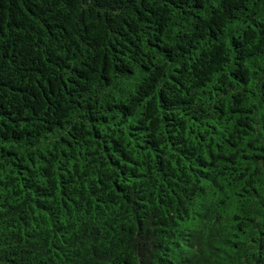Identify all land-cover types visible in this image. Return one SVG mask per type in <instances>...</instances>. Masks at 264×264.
Returning a JSON list of instances; mask_svg holds the SVG:
<instances>
[{
    "label": "trees",
    "instance_id": "1",
    "mask_svg": "<svg viewBox=\"0 0 264 264\" xmlns=\"http://www.w3.org/2000/svg\"><path fill=\"white\" fill-rule=\"evenodd\" d=\"M0 264H264V0H0Z\"/></svg>",
    "mask_w": 264,
    "mask_h": 264
}]
</instances>
